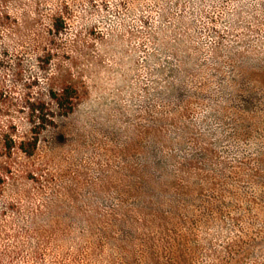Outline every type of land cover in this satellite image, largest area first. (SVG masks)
I'll list each match as a JSON object with an SVG mask.
<instances>
[{"label":"rangeland","instance_id":"1","mask_svg":"<svg viewBox=\"0 0 264 264\" xmlns=\"http://www.w3.org/2000/svg\"><path fill=\"white\" fill-rule=\"evenodd\" d=\"M0 91V264H264V0H0Z\"/></svg>","mask_w":264,"mask_h":264},{"label":"trees","instance_id":"2","mask_svg":"<svg viewBox=\"0 0 264 264\" xmlns=\"http://www.w3.org/2000/svg\"><path fill=\"white\" fill-rule=\"evenodd\" d=\"M61 27L55 25V30L58 32ZM2 93L0 91V98ZM79 91L72 83H68L53 89L49 92L48 98L57 109V113L61 116H68L71 114L79 100ZM27 120L30 124L31 136L24 140H15L13 136L5 134L1 137L0 144V159L2 157L9 158L15 150L19 151L26 157L33 156L39 136L48 127L55 124V113L46 101L38 100L30 104ZM0 166V187H2L7 178V168Z\"/></svg>","mask_w":264,"mask_h":264}]
</instances>
